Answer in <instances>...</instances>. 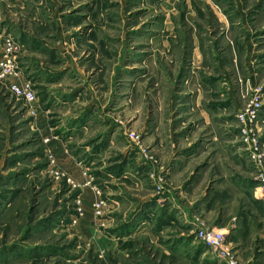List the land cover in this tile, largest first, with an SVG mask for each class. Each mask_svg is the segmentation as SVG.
<instances>
[{
	"label": "rangeland",
	"instance_id": "374dc122",
	"mask_svg": "<svg viewBox=\"0 0 264 264\" xmlns=\"http://www.w3.org/2000/svg\"><path fill=\"white\" fill-rule=\"evenodd\" d=\"M262 174L264 0H0V264H264Z\"/></svg>",
	"mask_w": 264,
	"mask_h": 264
},
{
	"label": "built area",
	"instance_id": "2783aa9c",
	"mask_svg": "<svg viewBox=\"0 0 264 264\" xmlns=\"http://www.w3.org/2000/svg\"><path fill=\"white\" fill-rule=\"evenodd\" d=\"M12 44V40L10 39L8 41L7 58L18 52ZM13 72L16 74L17 83L13 85L12 91L18 99L25 101L30 107L31 112L34 113L36 111L35 105L38 102L36 91L33 89L32 84L24 81L21 75L14 69ZM260 157H254V161L260 160ZM257 180L259 185L255 189V196L264 200V174L260 175ZM196 239L200 244L207 246L211 250L220 264H242L240 258L237 256L238 254L232 248V244L228 242V234L225 231L200 229L198 230Z\"/></svg>",
	"mask_w": 264,
	"mask_h": 264
},
{
	"label": "crops",
	"instance_id": "0c3cea01",
	"mask_svg": "<svg viewBox=\"0 0 264 264\" xmlns=\"http://www.w3.org/2000/svg\"><path fill=\"white\" fill-rule=\"evenodd\" d=\"M54 142H52V144H53ZM58 147H57V145L56 146H53V148H52V150H54V149H57ZM254 198L256 199V200H262V199H260V198H256V196H255V191H254ZM241 261V260H240ZM257 264H259V263H257Z\"/></svg>",
	"mask_w": 264,
	"mask_h": 264
}]
</instances>
